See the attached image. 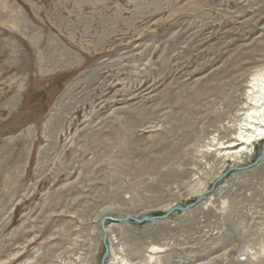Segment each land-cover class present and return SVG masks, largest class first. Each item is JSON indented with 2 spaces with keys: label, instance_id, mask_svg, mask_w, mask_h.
Returning a JSON list of instances; mask_svg holds the SVG:
<instances>
[{
  "label": "rangeland",
  "instance_id": "obj_1",
  "mask_svg": "<svg viewBox=\"0 0 264 264\" xmlns=\"http://www.w3.org/2000/svg\"><path fill=\"white\" fill-rule=\"evenodd\" d=\"M263 63L264 0H0V264H100L101 216L230 165L107 222V264H264L263 140L218 154Z\"/></svg>",
  "mask_w": 264,
  "mask_h": 264
},
{
  "label": "bare ground",
  "instance_id": "obj_2",
  "mask_svg": "<svg viewBox=\"0 0 264 264\" xmlns=\"http://www.w3.org/2000/svg\"><path fill=\"white\" fill-rule=\"evenodd\" d=\"M251 72L250 79L248 80V88H246L247 90L244 92L245 101L241 103L242 108L239 113H236L239 115L237 124H234L237 130L226 144L220 142L221 146L219 148L224 149L218 151V154L230 161L238 160L244 155V153H249L254 142L257 140H264V63L259 65V67L257 66L256 69H252ZM212 139L214 140L215 138L213 137ZM15 169V167H12L11 170L15 171ZM217 176L218 174L216 177ZM205 189L206 187L203 186L197 195ZM211 194L213 193H210V195ZM105 227L108 236L111 229L109 224L105 225ZM110 236H112L111 239L116 242L117 237L114 235ZM110 248L111 246H109V249ZM120 249L121 248L118 250L120 251ZM121 261L123 262L124 260L121 259Z\"/></svg>",
  "mask_w": 264,
  "mask_h": 264
},
{
  "label": "water",
  "instance_id": "obj_3",
  "mask_svg": "<svg viewBox=\"0 0 264 264\" xmlns=\"http://www.w3.org/2000/svg\"><path fill=\"white\" fill-rule=\"evenodd\" d=\"M263 155H264V140H263L262 145L256 154L255 160L249 166L257 164L259 162V160L263 157ZM245 168H247V166L230 165L223 172H220L218 174V176L215 177V179L212 181L210 186L208 188H206L205 190H203L201 193H199L193 201H191V202H180L177 204H173V205L169 206L168 208H166V210L159 215L145 214V215L140 216V217H135V216H131V215H124L121 217H115V216H111V215H103L99 221V226H100L101 232H102V243H103V254H102V257L100 259V264H106L107 263V259L109 257V253H110L109 244L107 243V232H106V227H105L107 222H109V221L114 222V223L129 222V223L140 224V223L146 222V221L165 219L173 212L184 211V210L193 208L199 202H201L202 199L207 194L212 192L216 188V186L223 180V178L230 171L243 170Z\"/></svg>",
  "mask_w": 264,
  "mask_h": 264
}]
</instances>
